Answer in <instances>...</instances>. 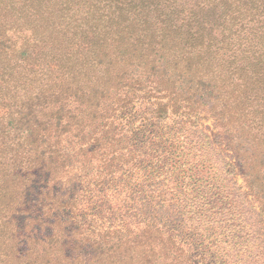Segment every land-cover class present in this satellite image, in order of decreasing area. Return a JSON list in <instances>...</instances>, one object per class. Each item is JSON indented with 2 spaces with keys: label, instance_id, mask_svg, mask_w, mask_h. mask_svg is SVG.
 I'll return each instance as SVG.
<instances>
[{
  "label": "trees",
  "instance_id": "1",
  "mask_svg": "<svg viewBox=\"0 0 264 264\" xmlns=\"http://www.w3.org/2000/svg\"><path fill=\"white\" fill-rule=\"evenodd\" d=\"M137 97L154 117L171 110L181 129L199 126L202 114L212 119L229 159L216 162L221 189L212 196L221 205L208 220L239 263L264 259V233L241 234L243 214L229 201L246 187L258 204L248 208L264 217V0H0V264L204 260L168 226L181 220L203 228L196 205L212 203L214 181L205 178L213 169L196 184L195 166L185 164L197 157L180 148L185 139L156 137L162 143L150 148L129 136L118 115ZM140 156L165 175L141 179V215L150 216L141 226L136 204L122 229L85 235L80 186L111 191L117 180L132 182L130 167L145 169ZM221 171L241 175L244 185L234 181L230 192ZM29 195L42 198L44 213L65 211L33 217Z\"/></svg>",
  "mask_w": 264,
  "mask_h": 264
},
{
  "label": "rangeland",
  "instance_id": "2",
  "mask_svg": "<svg viewBox=\"0 0 264 264\" xmlns=\"http://www.w3.org/2000/svg\"><path fill=\"white\" fill-rule=\"evenodd\" d=\"M15 38L16 37H13V39ZM20 43L21 42H19L18 45H20ZM34 57L35 55L33 56V58ZM33 58L31 62L36 61L33 60ZM30 69L32 68H29V70ZM33 69L37 71L39 70L38 67H35ZM40 78H42V75L40 71H38L37 79ZM40 85L44 87V83H41ZM28 90L29 92L32 91L29 88ZM151 108L152 106L141 103V98L137 97L125 109L126 111L119 113V119H122L121 122L125 125L126 129L130 131L129 136L132 135L135 139V137L137 138V136L140 135L139 137H142L144 141H147L146 145L150 148L151 141H158L157 145H160V143H162V141L156 140V137H162L163 142L165 141V139H163L164 136L167 135L181 141L185 139V144H182V142L179 143L180 148L183 149L182 145H186L187 148L192 151V154H195V156L197 157L191 164H185V166H195V169L193 171V181H195L196 184L199 183L197 182V179H199L200 177L208 176L212 169L214 173L205 178L208 179L210 184H212L214 181L213 191L209 194L212 203L210 205L202 207L201 205H196L198 210L204 213L203 217H201V220L198 219L200 218L199 215L196 218V220H199L203 223V228L198 227L195 221L189 222V224H187L188 227H185L184 222H182L181 220H177L168 226L169 229L179 236L180 240L188 249H190L189 252H191L193 255L198 252L204 253L203 261H199V256L194 257V260L199 261L197 262L199 264H241L239 263V259L234 256L235 251L231 250L232 245H225L226 251H224V244H221V242H219L216 237V224H213L208 220V216H212V213H216L221 205V202L215 201L217 198L212 196L215 191L217 192L221 189V183L217 184V178H215L217 171V168L215 167L216 162H222V158H220L221 156L229 159L227 157V152L222 149L221 146H219L215 141L216 129L213 126L212 119L205 118V115L202 114L201 117H203V119H200L199 126L193 129H190L188 128V126H186L185 130L181 129V127H183V124L177 122L178 118L176 114L171 110L166 113V119H160L158 117L152 116L151 114H148V111ZM202 133H206L215 141L216 149L214 151L209 148L210 146L205 142ZM140 139L141 138H139V140L137 139L135 142H138L139 146L141 147ZM146 150L149 153V149ZM150 151H153V149H150ZM165 155H167L166 152L163 153V156ZM138 162L145 164V169L141 170V165L130 167V178L132 179V182L126 181V183L124 184H119L120 180H117L114 182L113 185L115 187L114 189H111V191H107V187H101L100 184H98V187L94 190L86 188L85 186H80L77 194V198L79 199L78 210L81 216L80 219L83 223H85L86 226L84 228L85 235L92 234L93 232H98L106 226H111L112 229H122L123 223L133 220L131 214L132 210L130 209L136 204L140 206L139 219L141 220V226H143V222L150 216V213H145V210H142L141 215L142 205L145 203L143 200L145 194L141 189V179H146L148 183H150L152 180L159 182L165 179V175L162 174L161 176H158V174L154 172V168L146 166L147 162H145V160H143V157L141 156L139 157ZM180 164L181 163H179V166ZM221 172V176L223 177V179L225 178V183L229 184L228 188L230 192L233 191L232 182L236 181L238 185H244V180L241 175L238 174L229 176L226 175L224 171ZM76 180L71 181H73L74 183ZM73 185L75 186V184H72V186ZM216 185H220V187H215ZM240 193L242 194V197H240L239 200H234L232 197L229 200L230 202H232L235 211L237 213L243 214L241 216V219H238L236 222L239 224V227L237 229L242 231L241 234H246V232L249 231L255 232L256 235L264 233V217H258L255 212H252L251 209L248 208L249 205L253 204L256 206L258 204L253 201L252 196L246 187L241 188ZM35 196H28V199L31 200V214L33 215V217L38 216L43 219V221H46L49 216H55V214L61 215L62 211H65L60 210L58 213L57 211H52L51 213L47 214L48 212L46 210L44 213L43 210L45 209L43 208L42 198L40 199V202L39 199L35 200ZM189 198L193 199L194 195H189L188 199ZM240 201L243 208L236 207L238 206V202L240 204ZM56 206H58L57 202L55 203V207ZM244 207L248 209L246 210L244 209ZM185 211L189 212V214H186V218L190 219L194 217L191 208H185ZM204 217L206 221H203ZM241 222L244 224H241ZM217 246H220L221 250H219ZM256 258L257 257L255 256L254 258H249L248 264H264V259L261 258V260H257Z\"/></svg>",
  "mask_w": 264,
  "mask_h": 264
}]
</instances>
